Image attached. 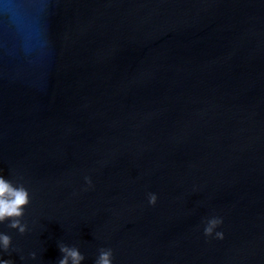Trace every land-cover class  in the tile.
Returning <instances> with one entry per match:
<instances>
[{
    "label": "water",
    "instance_id": "95a60500",
    "mask_svg": "<svg viewBox=\"0 0 264 264\" xmlns=\"http://www.w3.org/2000/svg\"><path fill=\"white\" fill-rule=\"evenodd\" d=\"M0 171L14 264H264V0H0Z\"/></svg>",
    "mask_w": 264,
    "mask_h": 264
},
{
    "label": "clouds",
    "instance_id": "9594fccd",
    "mask_svg": "<svg viewBox=\"0 0 264 264\" xmlns=\"http://www.w3.org/2000/svg\"><path fill=\"white\" fill-rule=\"evenodd\" d=\"M86 180L89 185L92 184L90 177L86 178ZM157 201L158 195L156 193H150L148 197L149 204L155 205ZM30 203L31 193L29 189L24 185L16 187L4 174H2V171H0V223L11 219V227H19L21 232L26 231V227L21 225L20 218L25 215V209ZM222 224L223 218L219 216L207 220L204 234L211 237L215 233L216 238L223 239L224 232L216 231ZM11 242V237L8 234L0 232V248H2L3 251H7L10 248ZM61 251L67 253V255L60 261V264H68L69 256L72 258L73 264H80L84 259L78 249H68L64 247ZM0 264H14V261L5 260L3 258V252L0 251ZM98 264H114L112 249H108L106 252L102 253Z\"/></svg>",
    "mask_w": 264,
    "mask_h": 264
}]
</instances>
